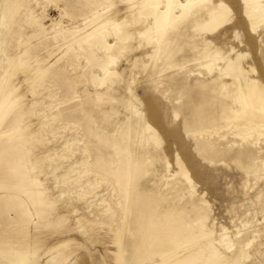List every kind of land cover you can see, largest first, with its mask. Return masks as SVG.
Returning a JSON list of instances; mask_svg holds the SVG:
<instances>
[{
  "label": "rangeland",
  "instance_id": "1",
  "mask_svg": "<svg viewBox=\"0 0 264 264\" xmlns=\"http://www.w3.org/2000/svg\"><path fill=\"white\" fill-rule=\"evenodd\" d=\"M86 1L0 0V79L14 100L0 130L15 129L16 137H24L20 147L29 153L22 165L32 173L22 186L36 184L41 203L45 201L38 205V215L30 206L33 217L29 225L14 219L17 210L13 206L9 215H0V264H117L116 223L102 204L103 198L110 201L118 168L116 151L121 143L116 142V135L111 136L126 124L134 128L142 117L161 134L171 161L172 152H177L183 139L184 112L189 107L183 104L192 102L197 94L195 77L203 68L191 65L196 75L190 77L189 84L176 87L166 81L158 83L149 77L152 48H138L134 38L122 53L117 67L120 74L108 85L93 86L92 73L102 72L84 56L87 44L74 45L80 57L68 51L65 40L55 37L59 26L82 25L90 10ZM110 2L116 10L118 0ZM120 6L121 16L127 15L126 5ZM237 30V39L243 40L239 48L250 52L247 22L244 26L239 23ZM109 41L114 44L116 38ZM189 152L195 154L190 142ZM3 158L0 153V163ZM194 163L198 173L192 176L193 181L211 206L215 234L224 226L233 238L230 252L219 247L226 254L223 261H227L217 264H264V174H246L233 161L203 162L196 157ZM90 164L98 165L97 171L105 177L95 195L85 187L97 178L94 170H87ZM64 172L67 174L62 178ZM0 176V186L7 184V174ZM22 186L0 187V196L14 195L13 200L18 201L25 196ZM113 197L116 208V195ZM248 241L252 242L247 247ZM243 252L249 256L244 258Z\"/></svg>",
  "mask_w": 264,
  "mask_h": 264
},
{
  "label": "bare ground",
  "instance_id": "2",
  "mask_svg": "<svg viewBox=\"0 0 264 264\" xmlns=\"http://www.w3.org/2000/svg\"><path fill=\"white\" fill-rule=\"evenodd\" d=\"M120 3L126 5L127 15L121 16ZM86 4L90 10L83 16V26H59L55 37L65 40L68 51L76 56L80 55L74 45L87 44L84 56L102 72L92 73L93 86L108 85L120 74L117 67L122 53L134 38L138 39V48H152L149 77L158 83L183 86L196 75L192 64L203 68L195 77L197 94L192 102L183 104L189 106L184 112L183 139L177 152H172V161L163 149L161 134L142 117L134 128L126 124L111 136L116 135V142L121 143L116 151L118 168L109 192L110 201L103 198L102 204L116 223L117 264L222 262L226 254L219 247L230 252L234 247L232 234L224 226L215 234L211 206L193 181L192 176L198 173L194 158L201 157L203 162L233 161L246 174L257 177L264 174V0H118L116 10L110 0H87ZM246 22L250 52L241 50L243 40L237 39L238 24L244 26ZM111 37L116 38V43L109 41ZM170 69L175 70L168 72ZM6 93L4 79H0V122L14 102L11 93ZM15 133V129L0 130V153L5 155L0 174L6 173L5 182L8 181L1 188L22 186L23 180L30 176L31 171L22 165L29 151L20 147L24 137H16ZM12 142L14 146L6 150ZM189 142L195 154L189 152ZM97 167L96 164L87 167L97 176L85 185L89 193L105 179ZM32 186H22L25 196L18 201L13 200L14 195H1L0 215H6L13 206L17 210L14 209V219L29 225L33 217L30 206L37 213L42 201L41 190L36 184ZM248 256L243 252L244 258Z\"/></svg>",
  "mask_w": 264,
  "mask_h": 264
}]
</instances>
